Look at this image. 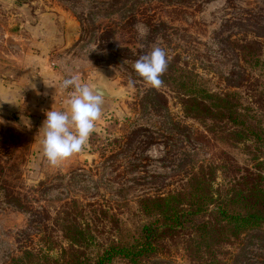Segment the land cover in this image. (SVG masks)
<instances>
[{
    "label": "rangeland",
    "instance_id": "obj_1",
    "mask_svg": "<svg viewBox=\"0 0 264 264\" xmlns=\"http://www.w3.org/2000/svg\"><path fill=\"white\" fill-rule=\"evenodd\" d=\"M155 46L211 91L236 93L264 128V0H0V264H22L26 250L69 252L67 217L97 243L131 240L146 220L141 200L182 190L201 166L215 168L220 191L255 177L252 153L264 160V146L188 117L173 85L136 76L133 64ZM72 75L112 96L84 151L50 166L43 124L66 110L59 82ZM29 96L38 111L16 106ZM184 239L143 264H193ZM214 264H264V225L222 246Z\"/></svg>",
    "mask_w": 264,
    "mask_h": 264
},
{
    "label": "trees",
    "instance_id": "obj_2",
    "mask_svg": "<svg viewBox=\"0 0 264 264\" xmlns=\"http://www.w3.org/2000/svg\"><path fill=\"white\" fill-rule=\"evenodd\" d=\"M254 54L244 52L245 57ZM197 77L170 60L162 80L163 85H173L188 117L210 121L214 128L229 125L232 140H250L263 148L264 128L249 121V111L236 93L211 91L199 84ZM260 158L252 153L258 172L245 185L215 189V168L201 166L182 190L143 198L140 209L146 220L131 240L97 243L92 233L67 217L68 224L61 225V231L69 252L63 250L62 256L52 258L26 250L19 259L22 264H114L116 260L143 264L162 250L165 241L182 236L191 263L214 264L222 246L231 244L246 230L264 225V160ZM90 246L94 251L86 253L84 249Z\"/></svg>",
    "mask_w": 264,
    "mask_h": 264
},
{
    "label": "clouds",
    "instance_id": "obj_3",
    "mask_svg": "<svg viewBox=\"0 0 264 264\" xmlns=\"http://www.w3.org/2000/svg\"><path fill=\"white\" fill-rule=\"evenodd\" d=\"M137 30L140 37L147 35L146 26L137 25ZM168 64L165 50L155 46L149 53L141 55L132 67L145 85L159 90L163 86L162 76ZM61 88L72 90L66 110L48 111L43 124L42 150L50 166H58L84 151L96 131L97 122L102 118L104 100L108 95L104 87L82 83L75 75L64 78Z\"/></svg>",
    "mask_w": 264,
    "mask_h": 264
},
{
    "label": "crops",
    "instance_id": "obj_4",
    "mask_svg": "<svg viewBox=\"0 0 264 264\" xmlns=\"http://www.w3.org/2000/svg\"><path fill=\"white\" fill-rule=\"evenodd\" d=\"M43 66V65H42ZM57 76H58V74H55L54 75V77L53 78H50V79H48V80H45L44 81V84H46V88H44V92L47 94V93H51L50 91H49V86L48 85H50V84H52L53 86H55V84L57 83V80H56V78H57ZM50 82V83H49ZM16 86H20V85H17L16 84ZM22 92V91H21ZM20 94H22V95H24L25 97H26V95L25 94H23V93H20ZM22 95H21V97H22ZM25 97H23V98H25ZM30 96H29V98H28V100H23V99H20L18 102H17V107L19 108V110H21V111H25V110H31L30 112H33V111H38V108L37 109H35V110H32L30 107H29V100H30ZM52 100H53V98H52ZM31 105V104H30ZM11 106L12 107H15V105H14V103H12L11 104ZM32 107L34 106V105H31Z\"/></svg>",
    "mask_w": 264,
    "mask_h": 264
},
{
    "label": "built area",
    "instance_id": "obj_5",
    "mask_svg": "<svg viewBox=\"0 0 264 264\" xmlns=\"http://www.w3.org/2000/svg\"><path fill=\"white\" fill-rule=\"evenodd\" d=\"M63 80V79H62ZM62 80L59 82V92H60V96L63 97H67L69 96V93L72 91L71 89L65 91L64 89L61 88V82Z\"/></svg>",
    "mask_w": 264,
    "mask_h": 264
},
{
    "label": "water",
    "instance_id": "obj_6",
    "mask_svg": "<svg viewBox=\"0 0 264 264\" xmlns=\"http://www.w3.org/2000/svg\"><path fill=\"white\" fill-rule=\"evenodd\" d=\"M97 85L102 86V87H104L107 90L108 95L106 97H111L112 96V94L108 91V89L106 88L105 85L97 83V84H94L93 86H97Z\"/></svg>",
    "mask_w": 264,
    "mask_h": 264
}]
</instances>
